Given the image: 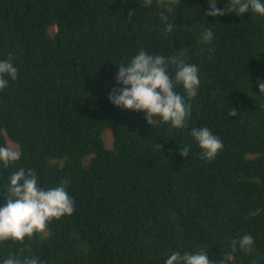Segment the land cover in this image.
<instances>
[{"label": "trees", "instance_id": "obj_1", "mask_svg": "<svg viewBox=\"0 0 264 264\" xmlns=\"http://www.w3.org/2000/svg\"><path fill=\"white\" fill-rule=\"evenodd\" d=\"M228 2L217 0V8L227 11ZM208 7L209 0L148 7L144 0H0V61L11 56L18 70L0 90V147L21 153L0 162V207L10 175L23 168L43 189L66 182L75 209L43 233L0 242V264L10 257L165 264L174 252L200 251L214 264H264V15L205 16ZM206 29L213 32L207 43ZM141 50L183 53L197 66V95L187 100L176 87L191 105L186 127L157 117L153 125L166 127L151 128L143 112L110 102L118 66ZM202 126L223 142L211 161L190 135ZM243 235L254 241L248 252L232 245Z\"/></svg>", "mask_w": 264, "mask_h": 264}, {"label": "clouds", "instance_id": "obj_2", "mask_svg": "<svg viewBox=\"0 0 264 264\" xmlns=\"http://www.w3.org/2000/svg\"><path fill=\"white\" fill-rule=\"evenodd\" d=\"M152 0H144V7L150 6ZM171 10V9H169ZM251 12L264 15V3L261 0H229L223 10L217 8V0H209L208 10L205 16L221 17L235 13L241 17L244 13ZM160 20L166 25L164 31L171 33L174 25L168 22V16L163 12ZM213 32L205 30L203 41L210 42ZM180 53L165 58L160 55H150L141 50L128 64L118 66L116 74L117 88L109 95L110 102L123 110L143 112L147 124L153 125L160 118L163 122H170L173 128L186 127V119L191 115V105L186 102L185 96L176 91L178 85H182L187 100L197 95L199 86L198 68L195 64H189ZM175 69L174 76L170 75L169 68ZM18 70L13 64V58L0 61V90L8 85V79L17 78ZM259 83V90L264 94V83ZM230 115H238L235 109H231ZM166 127L160 125L156 128ZM190 135L201 149V159L211 161L223 149V142L213 135L207 127H193ZM160 148V146L158 145ZM189 148H181L179 155L188 157ZM21 158V153L12 147H0V162L7 166ZM9 197L5 206L0 207V242L14 240L22 241L25 237H31L34 233H43L46 226L53 219H59L65 215L71 216L74 212V198L68 195L65 184L43 189L38 185L37 177L29 171L27 174L21 168L9 177ZM251 235H243L232 241L233 248L237 246L241 251L248 252L253 244ZM3 264H38L34 258L25 257L23 260L7 258ZM165 264H214L208 256V251H200L195 254L180 252L172 253ZM255 264V262H253Z\"/></svg>", "mask_w": 264, "mask_h": 264}]
</instances>
